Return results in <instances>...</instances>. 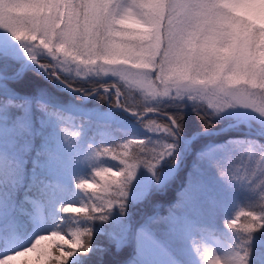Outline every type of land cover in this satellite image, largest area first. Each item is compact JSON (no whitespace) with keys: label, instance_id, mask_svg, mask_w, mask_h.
I'll list each match as a JSON object with an SVG mask.
<instances>
[{"label":"snow or ice","instance_id":"6c2138e0","mask_svg":"<svg viewBox=\"0 0 264 264\" xmlns=\"http://www.w3.org/2000/svg\"><path fill=\"white\" fill-rule=\"evenodd\" d=\"M0 30L20 42L50 78L60 80L73 66L77 77L116 78L119 84L103 91L115 107L127 111L131 104L132 115L159 137L155 143L137 138L94 150L91 160L110 156L120 167L97 166L90 179L77 182L80 191L91 190V203L65 204L60 212L81 219L36 235L25 246L9 247L0 252V264H72L90 253L94 232L80 221H106L117 206L123 213L128 183L141 166L157 183L162 162L175 167L182 112L189 104L198 115L204 110L205 132L229 109L242 107L264 117V0H0ZM163 100L172 101L179 114L165 113L167 123L145 121L159 115L155 103ZM63 132L66 143L80 135ZM222 150L218 146L201 159ZM214 162L226 180L258 192L261 211L241 208L227 222L241 238L223 256L207 246L196 251L203 264H249L253 234L264 231V150L250 147L242 166Z\"/></svg>","mask_w":264,"mask_h":264},{"label":"trees","instance_id":"16d2710c","mask_svg":"<svg viewBox=\"0 0 264 264\" xmlns=\"http://www.w3.org/2000/svg\"><path fill=\"white\" fill-rule=\"evenodd\" d=\"M11 58L13 60L8 57L0 59V72L8 77L0 76V82L6 83L11 89V93L0 90V203L2 202L0 214L8 212L11 203L19 200V192L25 191L41 201L46 220L54 223L56 228L66 229L75 226L76 221L81 219L80 215L63 214L60 208L71 196H79L86 203H91L88 200L92 195L91 190L80 191L76 187L77 182L92 176L97 166L111 167L112 164H119L108 156H102L100 162L85 166L78 173L71 172L64 185L56 182L52 185V189L42 188L40 184L29 180L26 176L28 166L37 162L45 164L53 158L58 162L59 154L52 145L55 136L64 133V128L80 133L78 138H73L71 143H68L72 151H81L88 146L97 150L103 147L112 148L137 138L155 143L156 135L149 136L147 132L138 131L134 127L111 119L70 113L59 105L72 99L106 108L114 102L110 94L99 91L94 97L82 100L70 89L92 93L108 83L107 81L97 78L82 82L80 85L62 74L60 80L71 85L67 88L55 78H50L32 62H28L22 70L23 62L28 57ZM43 59L44 57H41V60ZM128 107L131 109V104ZM159 111L175 115L179 114L180 110L175 105H171L159 108ZM118 114L126 120L142 122L123 113ZM182 115L183 131L176 143L177 152L184 150V147L185 151L177 173L160 189H152L143 197L125 198L123 213L117 206L106 221L99 219L80 221L81 227L93 229V250L86 255L81 254L79 260L72 264H127L134 253L133 225L146 222L162 235L180 231L169 225L171 218L178 219L188 228L196 247L201 249L203 239L211 235L224 238L232 247L240 243L241 234L229 229L227 222L234 218L241 208L261 211L260 196L257 192H245L242 188L231 184L220 175L214 161L226 168L228 160L224 152L227 149L236 150L237 146L252 147L257 151L264 150V132H247L242 129V124L239 125V130L227 128L216 131L227 124V120L218 118L212 121L213 126L205 132L204 122L200 118L204 115L203 111L199 110L198 115L193 108L186 107ZM152 118L159 122H168L161 116H146L144 120ZM196 131L201 132L187 143L186 140ZM218 146H223V150L214 152L211 157L201 159L202 153L216 149ZM119 150L117 148V151ZM8 159H11L14 167L7 163ZM58 163L62 165L65 161L61 160ZM168 164L171 163L162 162L159 169ZM69 167L70 163L67 164L68 171H70ZM213 199L219 200L222 205L215 204L212 208L209 207ZM155 204L160 205L156 208ZM35 233L36 227L32 221L21 216L18 237L29 238ZM252 241L249 245V264H264V231L254 233ZM2 243H6L4 239L0 240V244ZM173 244L178 248L183 246L179 241Z\"/></svg>","mask_w":264,"mask_h":264},{"label":"rangeland","instance_id":"374dc122","mask_svg":"<svg viewBox=\"0 0 264 264\" xmlns=\"http://www.w3.org/2000/svg\"><path fill=\"white\" fill-rule=\"evenodd\" d=\"M0 59L4 57H8L13 60V56L21 57L26 56L24 54L23 45L16 41L10 33H7L3 30H0ZM27 58V56H26ZM25 61V60H24ZM31 62V61H28ZM24 64V62H23ZM38 66V65H37ZM0 75H3L0 72ZM67 76L69 79H73L77 84H82V82H87L89 80L97 79L105 80L108 83L100 86L107 87L112 84H119L116 78L113 77H88L84 78L83 76L77 77L75 73L63 74ZM59 81V80H58ZM109 84V85H107ZM123 88V85H119ZM66 87V86H65ZM99 87V88H100ZM98 88V89H99ZM97 89V90H98ZM0 90H4L5 92L11 93V89L7 86L6 83L0 82ZM71 92L74 93L72 89ZM77 90V89H76ZM114 90V89H113ZM78 91V90H77ZM96 91V90H94ZM92 91V92H94ZM103 92V90L101 91ZM91 92L87 93L84 90L79 91V96L84 99H88ZM99 93V92H98ZM59 105L67 110L70 113L89 115L96 118L103 119H111L117 121L123 125H128L136 128L138 131H144L152 136L154 134L147 131L144 127V122L141 123L133 122L130 120L124 119L120 114L123 113L125 115L140 119L138 116L132 115V111L125 110L121 107H115L113 104L107 105L106 108H101L96 104H85L83 102H76L72 99L67 100L64 103H59ZM174 105V103L170 100H163L160 102H156L155 106L159 108H164V106L168 107ZM188 108H193L191 104L187 106ZM204 112L203 109H199ZM162 112V111H160ZM166 113V112H164ZM148 116H158V115H148ZM215 118L227 120V124L223 127L226 128H235L239 130V125L242 124V129L247 132L257 133L258 131L264 132V117H261L258 113L244 109L242 107H237L235 109H229L224 112L222 115L217 116ZM153 119V118H152ZM158 121V120H157ZM159 122V121H158ZM259 133V132H258ZM156 138L159 137L156 135ZM190 139V137H189ZM188 139V140H189ZM187 141V140H186ZM190 142V141H189ZM188 143V142H187ZM53 148L56 153H58V162L64 160L65 163L60 165L56 159H52L47 161L45 164L42 162H37V164L33 163L28 166L26 169V176L29 180L40 184L43 187H48L52 189V185L56 182L64 185L68 179L69 174L71 172L78 173L85 166H90L96 161L91 160V156L94 150H97L94 147L88 146L83 150L72 151L69 147H71L64 140V133L59 134V136H55ZM69 146V147H68ZM68 147V148H67ZM67 148V149H65ZM249 147H239L237 146L236 150L227 149L224 153H226L227 162L231 161L234 166H242L244 161L247 159V151ZM177 152L179 156V160L175 167L172 164H168L166 166L158 169L160 172V182L157 183L156 177H154L146 168L141 166L134 179H132L127 186V191L129 193L128 196L132 198L143 197L145 194L149 193L152 189H160L164 186V184L172 178L180 168V163L183 160V152ZM110 159L111 157L108 156ZM102 156L100 157L101 160ZM112 160V159H111ZM26 162V158L24 159ZM100 162V161H99ZM118 163L117 161H114ZM7 163H10L11 166L14 167L11 159L7 160ZM70 163L69 170H67V164ZM114 169H119L120 165L111 166ZM87 179H90L91 176H87ZM231 184L242 188L245 192L253 191L249 185L240 184L238 182L232 181ZM255 192V191H253ZM258 193V192H257ZM19 200L11 203V208L7 210L3 214H0V240L4 239L5 244H0V252L7 251L9 247H18L25 246L30 243L36 235L46 234L56 229L54 223L46 220L42 203L39 199L35 198V196L23 191L18 194ZM81 203H86V201L79 196H71L66 201L65 204H73V207H79ZM2 204V202L0 203ZM219 204L222 205L221 202L217 199L211 200L209 207H213V205ZM160 204H155L156 208ZM1 207V206H0ZM21 216L28 218L32 221V223L36 227L35 235L27 238L18 237V230L20 227ZM169 225H173L180 231H173V233H166L165 235L158 234L150 225L146 222H141L138 224H134L132 228L133 233V250L134 253L128 259L127 264H201V257L199 253L196 251L197 247L193 241L192 235L189 232L188 228L182 225L178 219L171 218ZM7 231V233H5ZM182 231V233H181ZM181 242L183 244L182 248L175 247L174 242ZM263 241V240H262ZM202 246L209 247L214 249L219 255L223 256L227 252L231 251L233 248L230 244L222 237L218 235H211L206 237L202 241ZM185 257L188 259L185 260ZM77 261L76 259L73 262Z\"/></svg>","mask_w":264,"mask_h":264},{"label":"water","instance_id":"95a60500","mask_svg":"<svg viewBox=\"0 0 264 264\" xmlns=\"http://www.w3.org/2000/svg\"><path fill=\"white\" fill-rule=\"evenodd\" d=\"M28 61H30L28 58L25 59L24 64H23V67H22V70L26 67V64L28 63ZM1 76H2V77H6V78H8V77L5 76V75H1ZM59 83L62 84V85H64V86H66L67 88H70V86L67 85L66 83H64L62 80H59ZM103 89H104V87H100L98 90L92 92L89 96H94V95H96L97 92L102 91ZM73 91H74V93L79 94V92H78L76 89H73ZM113 91H114V90H113ZM158 116L164 117V118H166V119L168 120V116L165 115L164 112H160V111H159V115H158ZM225 129H227V128H226V127H221V128H219V129H217L216 131H222V130H225ZM200 132H201V131H196V132H194V133L191 135L190 139L187 140L186 142H189L193 137H195L196 135H198Z\"/></svg>","mask_w":264,"mask_h":264},{"label":"clouds","instance_id":"9594fccd","mask_svg":"<svg viewBox=\"0 0 264 264\" xmlns=\"http://www.w3.org/2000/svg\"><path fill=\"white\" fill-rule=\"evenodd\" d=\"M76 70H77V69H76V66H73V67H72V71L75 72ZM249 259H250V257H249Z\"/></svg>","mask_w":264,"mask_h":264},{"label":"bare ground","instance_id":"6f19581e","mask_svg":"<svg viewBox=\"0 0 264 264\" xmlns=\"http://www.w3.org/2000/svg\"><path fill=\"white\" fill-rule=\"evenodd\" d=\"M97 93H98V92H97ZM97 93H96V94H97ZM94 96H95V95H94Z\"/></svg>","mask_w":264,"mask_h":264}]
</instances>
